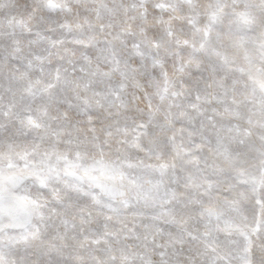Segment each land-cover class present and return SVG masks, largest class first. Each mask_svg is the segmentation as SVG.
Returning <instances> with one entry per match:
<instances>
[{"label":"snow or ice","instance_id":"obj_1","mask_svg":"<svg viewBox=\"0 0 264 264\" xmlns=\"http://www.w3.org/2000/svg\"><path fill=\"white\" fill-rule=\"evenodd\" d=\"M0 264H264V0H0Z\"/></svg>","mask_w":264,"mask_h":264}]
</instances>
